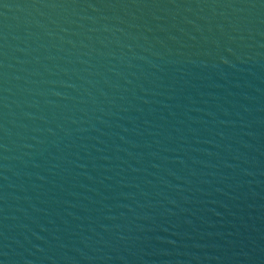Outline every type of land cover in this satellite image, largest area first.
<instances>
[{
    "label": "water",
    "instance_id": "water-1",
    "mask_svg": "<svg viewBox=\"0 0 264 264\" xmlns=\"http://www.w3.org/2000/svg\"><path fill=\"white\" fill-rule=\"evenodd\" d=\"M0 264H264V0H0Z\"/></svg>",
    "mask_w": 264,
    "mask_h": 264
}]
</instances>
